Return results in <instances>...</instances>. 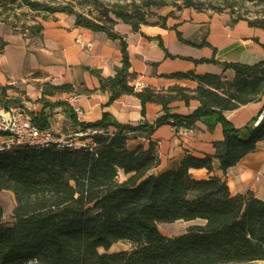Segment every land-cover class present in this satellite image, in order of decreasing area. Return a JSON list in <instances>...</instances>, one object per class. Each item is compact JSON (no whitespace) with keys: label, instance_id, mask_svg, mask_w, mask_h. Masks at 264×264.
<instances>
[{"label":"trees","instance_id":"trees-1","mask_svg":"<svg viewBox=\"0 0 264 264\" xmlns=\"http://www.w3.org/2000/svg\"><path fill=\"white\" fill-rule=\"evenodd\" d=\"M186 8L205 12L192 0ZM256 2L258 0H243ZM170 6L168 0H0V24L25 38L41 37V22H22L17 8H29L46 16L58 13L75 18L77 27L105 33L119 40L123 65L114 77L91 70L100 82V91L111 94L110 102L133 95L142 104L161 105L164 115L153 124L123 125L109 114L96 123L82 126L92 132L79 148L25 147L0 152V192L13 193L16 207L13 223H5L0 206V264H16L37 257L44 264H253L264 262V201L252 192L233 195L219 177L196 179L192 169L214 171L218 160L226 173L244 157L254 153L264 141V120L236 128L225 114L264 97V62L256 65L224 63L235 72L233 81L219 75L174 74L172 78H192L196 89L172 86L140 92L130 84V58L125 38L115 31L118 22L140 32L143 26L160 25L167 29V17L156 11ZM178 6V5H177ZM44 15V16H45ZM16 21H11L13 18ZM157 17V22H150ZM46 20V17L43 18ZM264 30V21L248 22ZM181 39V35L179 34ZM8 42L0 38V54ZM163 46V44L161 43ZM202 46H209L204 43ZM168 57L176 58L167 54ZM196 63H216L200 60ZM43 109L32 114L40 129L50 127L54 109L66 107L64 100L52 101L61 94H91L75 91L71 85H41ZM14 86H0V101ZM12 99V98H11ZM10 99V100H11ZM200 102L192 114L172 113L175 102ZM17 103V100H13ZM213 117L222 125L223 140L214 143V156L197 158L186 155L176 170L160 171L157 144L132 146L134 134L151 135L166 124L191 128L197 121ZM178 221L200 222L179 236L168 237L159 227ZM119 243L130 249L109 253ZM103 249L104 253L99 251Z\"/></svg>","mask_w":264,"mask_h":264},{"label":"crops","instance_id":"crops-1","mask_svg":"<svg viewBox=\"0 0 264 264\" xmlns=\"http://www.w3.org/2000/svg\"><path fill=\"white\" fill-rule=\"evenodd\" d=\"M41 24L44 27L42 36L33 38L14 34L0 24V38L8 42L0 54V86H14L17 83H28L27 87L38 85L40 90L36 94L39 99L42 98L40 87L45 83L71 85L75 91H92L91 94L56 96L61 98L56 100L69 103L77 120L75 122L69 113L60 108L50 117V121L54 119L57 123V129L61 128L63 121H68L71 126L81 130L82 126L101 121L104 114H109L120 124L131 126L153 124L164 115L161 105L149 103L143 116L142 104L133 95H123L111 103V94L100 91L99 79L87 70H99L104 77H114L116 70L123 65L119 40H112L102 32L77 27L75 18L67 14L51 15ZM166 25L167 29L160 25L143 26L140 32L123 22L116 25L115 31L127 43L130 74L133 76L130 84L133 86L142 83L145 88L162 90L180 85L193 90L196 88L194 82L172 78V75L213 74L230 82L234 80L235 72L226 69L224 63L256 65L264 62V30L251 27L248 22L234 23L225 15L188 8L168 17ZM77 41L85 43V46ZM204 43L209 46H202ZM200 60H215L216 63H196ZM38 107L34 114L42 111L43 105L38 104ZM169 107L172 113L186 116L198 109L200 102L193 100L189 105L175 102ZM76 108L81 109L83 114L76 115ZM263 111L264 97L227 112L225 116L232 125L242 129L255 120L257 122ZM193 128V133L180 134L175 132L172 125L166 124L151 135L134 134L133 137L137 139L130 144H147L149 140L155 142L161 159L159 170H176L188 154L197 158L214 156V143L224 138L222 125L213 117L197 121ZM213 166L211 174L206 169H192L191 173L196 179L219 177L227 183L233 195L252 192L256 198L264 201V141L259 143L254 153L244 157L226 173L220 170L218 160L213 161Z\"/></svg>","mask_w":264,"mask_h":264},{"label":"rangeland","instance_id":"rangeland-1","mask_svg":"<svg viewBox=\"0 0 264 264\" xmlns=\"http://www.w3.org/2000/svg\"><path fill=\"white\" fill-rule=\"evenodd\" d=\"M127 2H131L132 0H125ZM170 2V6L165 7L163 9L157 10V15H167L170 13H173V16L175 14H178L185 9H188L184 6L183 2L177 1V5L175 4V0H168ZM194 3H196L199 7L203 8L205 12H209L212 14H218V15H225L230 17L232 22H239V21H245V22H256V21H264V0H258L256 2H247L243 0H192ZM192 9V8H191ZM195 10V9H193ZM20 16V20L22 22H26L29 24H33V22L39 21L41 22L44 17L48 18L49 16H46L45 14H36L32 11H30L29 8H17L15 12ZM45 15V16H44ZM11 21H16L14 16ZM150 22H157L158 18L153 17L149 20ZM6 28L12 32V29L10 26H6ZM187 80H190L195 83L196 88L198 86V82L195 81L192 78H188ZM33 84V83H31ZM26 84L23 83H17L14 85L16 89H18V92L15 91H8V98L2 97L5 102H8L6 105L8 107H14V106H22L27 109H30L32 114H34L36 111L39 110L40 107H38L40 99L37 97V90L39 89L38 85H31V87H27ZM180 86V85H176ZM172 87V86H171ZM184 87V86H180ZM188 88V87H185ZM194 88V89H196ZM191 89V88H189ZM166 90V89H165ZM12 98V99H11ZM11 99V100H10ZM56 99H61L60 97L53 98L52 101H57ZM13 100H17V103L13 102ZM41 106V104H39ZM4 102L0 101V108H4ZM63 109V112L69 113L70 111H67L66 107H60ZM60 108L54 109L52 112L53 115L58 112ZM82 130V131H81ZM81 130L78 128H75L70 125L68 121H63V124L61 125V128L55 129L54 132L59 135H63L64 137H68L71 134L74 133H82L90 134L91 130H83L81 127ZM81 135L77 138V140H82L83 136ZM132 146L136 144H131ZM0 206L3 207L5 211V223L12 224L13 223V213L14 209L16 207V201L13 193L4 191L0 192ZM200 222H185V221H178L173 224H164L160 225L159 229L162 234L168 236V237H175L184 234L187 229L195 224H199ZM130 249V245L127 243H119L112 247L109 253L119 252V251H126ZM100 253H104V250L101 249L99 251Z\"/></svg>","mask_w":264,"mask_h":264},{"label":"built area","instance_id":"built-area-1","mask_svg":"<svg viewBox=\"0 0 264 264\" xmlns=\"http://www.w3.org/2000/svg\"><path fill=\"white\" fill-rule=\"evenodd\" d=\"M78 44L85 46V43L77 41ZM136 91L143 90L144 84L137 83ZM76 115H82L81 109H74ZM264 120V111L259 115L256 125ZM48 129H40L33 121L32 112L22 106L9 108H0V152L13 151L20 148H45L57 146L59 148H79L85 145V141L77 140L81 133H74L68 137L57 135L54 130L57 129V123L51 119ZM174 130L180 134L193 133L194 128L174 125ZM82 131V130H81ZM88 134H85V137ZM82 137V138H83ZM16 264H44L39 258L34 257Z\"/></svg>","mask_w":264,"mask_h":264}]
</instances>
